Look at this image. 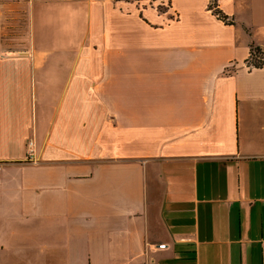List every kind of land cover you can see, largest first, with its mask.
Masks as SVG:
<instances>
[{"label":"crops","instance_id":"crops-1","mask_svg":"<svg viewBox=\"0 0 264 264\" xmlns=\"http://www.w3.org/2000/svg\"><path fill=\"white\" fill-rule=\"evenodd\" d=\"M117 1L0 0V264H264V0Z\"/></svg>","mask_w":264,"mask_h":264},{"label":"trees","instance_id":"trees-1","mask_svg":"<svg viewBox=\"0 0 264 264\" xmlns=\"http://www.w3.org/2000/svg\"><path fill=\"white\" fill-rule=\"evenodd\" d=\"M209 9L217 17V19L225 22L226 24H233V21L227 15H225L218 8L217 5L210 4ZM261 53H263V55H264V52L260 48L251 47V55H250V62L249 63H251V65H253L256 68H260V67L264 66V59L259 57L261 55Z\"/></svg>","mask_w":264,"mask_h":264},{"label":"rangeland","instance_id":"rangeland-1","mask_svg":"<svg viewBox=\"0 0 264 264\" xmlns=\"http://www.w3.org/2000/svg\"><path fill=\"white\" fill-rule=\"evenodd\" d=\"M124 2H126L125 4H123ZM164 2V1H163ZM151 5L153 3H150ZM210 4H214V5H217V1L215 0H211V3ZM210 6V5H209ZM169 8V6L165 5V4H159L158 5V10L163 12V11H167ZM116 15H117V18L120 17V16H126L127 17V0H120V1H117V4H116ZM37 19V17H36ZM43 20V19H42ZM44 26V25H43ZM40 31L43 30V27L42 26H38ZM37 27V29H38ZM127 35V34H126ZM127 43V41H126ZM264 52V51H263ZM260 58L264 59V55L263 53H261V55L259 56Z\"/></svg>","mask_w":264,"mask_h":264},{"label":"built area","instance_id":"built-area-1","mask_svg":"<svg viewBox=\"0 0 264 264\" xmlns=\"http://www.w3.org/2000/svg\"><path fill=\"white\" fill-rule=\"evenodd\" d=\"M34 149H35V142L30 140L27 145V158L26 162L36 163L34 159ZM3 168V163H0V171Z\"/></svg>","mask_w":264,"mask_h":264}]
</instances>
